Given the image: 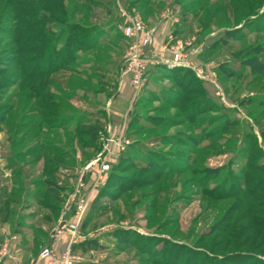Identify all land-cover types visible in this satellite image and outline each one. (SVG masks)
Instances as JSON below:
<instances>
[{
    "label": "rangeland",
    "instance_id": "374dc122",
    "mask_svg": "<svg viewBox=\"0 0 264 264\" xmlns=\"http://www.w3.org/2000/svg\"><path fill=\"white\" fill-rule=\"evenodd\" d=\"M65 6L76 30L101 31L93 50L76 52L74 73L53 74L42 99L36 95L44 76L23 89L14 67L0 76V173L7 165L18 176L15 184H24V198L37 202L25 214L33 216L25 226L36 247L48 245L60 220L72 219L61 209L72 190L66 197L44 183L63 188V170L77 166L80 150L78 176L95 160L101 143L80 131L102 117L95 109L107 94L125 87L126 123L103 125L116 127L129 148L122 159L109 158L98 188L97 165L83 172L89 184L81 194L90 206L82 241L72 247L74 264H264V0H65ZM135 14L153 31L149 54L161 58L160 67L148 66L137 94L118 78L127 45L121 28ZM9 26L0 23L3 61ZM61 26L50 32L59 35ZM175 51L185 65L165 64ZM39 52L20 57L34 60L29 67L43 66ZM50 93L55 117L42 119L52 109ZM41 162L48 166L43 174ZM109 172L102 206L92 212Z\"/></svg>",
    "mask_w": 264,
    "mask_h": 264
},
{
    "label": "trees",
    "instance_id": "16d2710c",
    "mask_svg": "<svg viewBox=\"0 0 264 264\" xmlns=\"http://www.w3.org/2000/svg\"><path fill=\"white\" fill-rule=\"evenodd\" d=\"M71 13H73L72 10L68 11L67 6H65V0H41L37 2L33 0H0V23H10V26L5 28V32L9 34L10 40L8 42L11 44L8 49H5V54L8 57L4 59V61L0 59V66L6 64L7 68L4 69L0 67V76L14 67L15 71L11 74L16 76V79L20 80V89H23L25 86V81L35 80L39 75L44 76L45 80L46 77H48V81H43L41 90L36 95L37 99H42L44 98L42 92H45V85L50 86L53 84V78L51 77L53 74L59 71H69L70 74H73L74 72L70 71V68L72 64H74L75 59L78 58L76 52L93 50L94 47L98 45L99 41L97 35L101 31L98 27L92 29L89 26V29L83 31L80 30V28L76 30L77 23H71L69 20ZM55 23L63 25L59 29V35L50 32ZM62 36H65L64 43L58 46V42ZM120 37L124 39L121 32ZM74 38L78 40L72 43V39ZM30 41L33 42V45L25 47ZM37 50H41L37 55V59L39 62L43 59L44 65L42 66L39 64L34 67H29L28 64H32L34 60L29 59V57L22 58L20 54H35ZM160 66L161 64L155 65L156 68ZM149 73L154 74L155 72L150 71ZM53 97L54 95L50 93L48 101L52 109L44 111L43 115H41L42 119L55 117L56 110L53 109V105L55 104ZM39 107V109L42 108V106ZM103 123L104 122H100L99 118H96L94 122L87 123L80 133L91 143L97 144V132L102 128ZM48 130H52V127H48ZM128 148L129 145L121 153L119 159L123 158ZM43 167H45V165H43ZM45 171H48V166H46L40 174H43ZM112 176V172H109L106 183L98 190L90 211L97 212L100 210L99 207L102 206L100 197L105 195L104 193L107 191L106 185L109 184L108 181ZM37 182L44 183L41 179L37 180ZM44 184L48 185V188H50L49 190L52 189V193L63 189L62 187L54 186L52 180L49 181L47 179V183ZM117 188L120 190L121 186L117 185ZM243 263H245V261H243Z\"/></svg>",
    "mask_w": 264,
    "mask_h": 264
},
{
    "label": "built area",
    "instance_id": "2783aa9c",
    "mask_svg": "<svg viewBox=\"0 0 264 264\" xmlns=\"http://www.w3.org/2000/svg\"><path fill=\"white\" fill-rule=\"evenodd\" d=\"M125 22V25L121 28V33L127 41V45L118 78L121 81L126 80L132 92L137 94L146 82L148 66L150 64H160L161 58H154L149 54V47L153 38L152 29L147 28L136 14L128 15ZM165 64L169 67L174 65L183 66L185 62L181 54L175 51L171 59ZM97 140L101 143L100 153L96 155L95 160L82 169L64 205L62 216L71 210L72 219L69 221L60 220L58 222V231H54L55 236L62 233L67 235L66 245L59 257L61 264H74L75 257L72 254V247L82 241L80 224L84 220L90 206L89 198L81 194L84 187L83 172L90 169L93 164L97 165L94 187L98 188L103 184L106 173L110 168L109 158L111 156L118 157L129 145V141L123 134L109 123L104 124L97 132ZM103 155H105L104 159L101 158ZM5 257L13 259L9 253L8 240H4L0 245V262ZM53 257V249L49 245H45L38 252L37 260H45L46 264H54ZM30 264H37V261H31Z\"/></svg>",
    "mask_w": 264,
    "mask_h": 264
},
{
    "label": "crops",
    "instance_id": "0c3cea01",
    "mask_svg": "<svg viewBox=\"0 0 264 264\" xmlns=\"http://www.w3.org/2000/svg\"><path fill=\"white\" fill-rule=\"evenodd\" d=\"M128 91L129 89L125 87L121 90L120 88L117 90L115 89L113 92L107 94L108 97L103 98L99 102L100 104L95 110L102 114V118H99L100 122L110 121L111 124H121L122 122H125V120H123V116L121 117L120 105L122 102H128V99H130ZM126 113L127 111L125 112V115ZM125 115L124 119L126 118ZM9 148L11 149V147ZM76 153H78L75 155L77 166H68L63 170V172H65L63 174L66 176L65 180L67 179V184L62 186L67 189H61L59 192L62 191L66 193V197L69 195L70 191L73 190L72 184L74 185L75 182H72L77 180L76 178H78L77 176L80 172L79 170L84 165V163L80 164L81 161L83 162L81 158L82 151L80 150ZM7 154H9V152H7ZM0 160L2 161L3 159ZM41 166H43L42 162ZM41 170L42 169H40L39 174L41 173ZM68 172L70 174L69 176L67 175ZM12 173V169H9L7 165L3 167L0 173V245L4 240H8L9 253L13 259L5 257L2 259L0 264H30L31 261H37V264H46L45 260H37V255L40 249L36 247L35 237L32 233L33 230L25 226V223H29L33 218V216L26 217V211L32 209L37 202L34 200L29 201L24 198V184L20 183V185H16L15 180L17 179L14 178L18 176H14ZM84 176L85 186L86 183H88L87 172ZM69 181L71 183H69ZM93 201L94 200H92V202ZM93 204L94 203H92V205ZM63 207L64 205L62 204V210H64ZM71 215L72 214L68 212L65 213L63 217L67 216V218H71ZM48 234L46 243H48V245L53 249L54 264H61L59 257L61 251L66 245L67 235L62 233L55 236L52 230Z\"/></svg>",
    "mask_w": 264,
    "mask_h": 264
}]
</instances>
